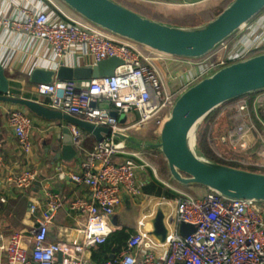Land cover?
<instances>
[{"label": "built area", "instance_id": "built-area-1", "mask_svg": "<svg viewBox=\"0 0 264 264\" xmlns=\"http://www.w3.org/2000/svg\"><path fill=\"white\" fill-rule=\"evenodd\" d=\"M48 1L61 19L54 20L43 10L19 3L14 17L0 15V31L25 32L43 41L57 58L80 46L95 63L116 57L122 64L107 77L54 79L48 84L35 85L37 95L46 98L45 106L94 126L106 127L109 133L102 134L101 141L86 149L84 142L88 133L65 123L63 127L80 155V171L73 173L57 168L55 176L87 188L86 197L69 202V209L81 221L72 227L57 224L55 218L63 199L58 192L45 188V210L37 219V226L29 232V238L21 231L7 236L0 234L3 264H264L263 203L229 199L210 191L196 196L168 182H163L164 186L176 197H157V207L166 212L164 222L168 234L163 243L147 234L151 230L148 220L154 216V210L137 221V228L119 253L98 263L90 259L91 250L120 229L110 218L120 206L122 195L131 199L143 196L136 178L138 172L149 166L142 153L122 147L114 134H132L148 128L143 137L156 138L179 92L220 67L264 51V31L258 28L259 24L251 20L206 58L188 61L150 53L66 11L55 0ZM129 1L147 4L167 0ZM162 62L173 68L181 63L185 70L182 66L183 69H174L166 77L160 69ZM258 94L236 101L234 112L243 123L220 139L232 150H237L236 145L245 150L247 145L242 138L249 130L263 146L260 156L264 157V98L260 99ZM111 110L120 115L132 114L134 120L120 122ZM6 124L29 163L34 149L32 117L24 109L14 107L6 110ZM28 165H22L8 176L17 190H27L36 180L37 168ZM0 166H5L2 155ZM29 209L35 212L34 205L30 204ZM181 223L190 224L195 230L182 236Z\"/></svg>", "mask_w": 264, "mask_h": 264}, {"label": "water", "instance_id": "water-1", "mask_svg": "<svg viewBox=\"0 0 264 264\" xmlns=\"http://www.w3.org/2000/svg\"><path fill=\"white\" fill-rule=\"evenodd\" d=\"M72 14L118 38L133 42L146 51L162 56L199 61L264 11V0H231L212 19L195 26H177L148 18L128 8L120 0H55ZM122 61L111 57L92 66L60 65L55 70L34 68L28 81L48 84L58 80H89L111 76ZM264 92V51L229 63L188 85L175 97L156 138L143 139L148 128L136 133H115L122 147L156 151L162 157L168 181L182 187H199L222 197L264 204V171L247 170L212 161L197 145V133L214 111L243 97ZM0 103L21 107L49 122L72 123L92 135L97 142L108 134L106 127L94 126L74 116L50 109L44 104L9 94V83L0 64ZM150 129V128H149ZM63 146L57 157L70 160L77 151L71 136L63 129ZM166 212L161 206L148 220L147 234L163 243L168 230ZM195 228L179 225L186 236Z\"/></svg>", "mask_w": 264, "mask_h": 264}, {"label": "crops", "instance_id": "crops-1", "mask_svg": "<svg viewBox=\"0 0 264 264\" xmlns=\"http://www.w3.org/2000/svg\"><path fill=\"white\" fill-rule=\"evenodd\" d=\"M208 1L210 0H167L163 3L140 4L147 6L148 9L154 12L155 16L146 15L148 18L171 25L195 26L205 22V15H202V12L210 7H206L211 3ZM19 3L29 4L33 8L43 10L52 16L54 20L61 19L60 14L48 0H0V15L14 17ZM254 21L259 24L258 28L264 31V11L254 18ZM0 64L8 79L10 95L45 104L46 98L37 95L35 92L36 84L32 85L28 81L29 74L34 68L52 71L61 64L76 67L92 66L96 63L92 56L80 46L74 47L61 58H57L43 41L32 38L25 32L0 31ZM182 66L179 63L177 68H173L162 62L160 69L163 75L167 77L174 69H183ZM183 67V70H185V66ZM257 96L263 99L264 92ZM14 107L21 108L13 104L0 103V155L3 156L5 163V166H0V234L7 236L12 232L21 231L28 234L29 238V232L37 226V219L45 210L46 202L43 197L45 188L58 192L63 199V206L58 211L55 222L67 227L77 226L81 218L69 209V202L75 198L86 197L88 190L85 186L75 184L69 179H58L55 176L57 168L73 173L80 171V155L73 144L77 151L76 157L70 160L57 157V153L60 152L63 146V126L65 122L45 121L28 112L33 119L31 136L34 142V149L28 163L17 146L12 130L6 124V110ZM229 108L226 106L221 110L226 115L225 119H227ZM110 113L117 117L120 122L133 117L132 115L117 114L115 110H111ZM227 130L225 128L223 134ZM142 138L145 139V137ZM242 140L246 142L247 148L240 151V153H234L238 156L243 155L247 161L246 164L256 165L264 171V157L260 156V150L263 146H260L256 134L248 130L244 133ZM96 142V139L88 134L85 137L84 146L86 149H90ZM140 153L144 155L149 163V166L138 172L136 178L142 192L143 188L149 185L152 180L163 185V182L173 185L172 182L160 177L157 173V164L160 162L161 165H165L159 153L150 150H142ZM25 164L35 166L38 174L32 185L27 190L21 191L17 190L8 181V176ZM186 191L195 193L193 195L197 196L204 194L206 190L199 187H188ZM157 197L143 192V196L140 198L131 199L123 194L121 204L110 218V222L119 226L120 229L123 227L130 228L133 233L137 228V221L143 219L149 212L156 210ZM30 204L35 207L34 213L30 212ZM4 262V254L0 252V264Z\"/></svg>", "mask_w": 264, "mask_h": 264}, {"label": "trees", "instance_id": "trees-1", "mask_svg": "<svg viewBox=\"0 0 264 264\" xmlns=\"http://www.w3.org/2000/svg\"><path fill=\"white\" fill-rule=\"evenodd\" d=\"M137 5H141L142 8H145L144 11L146 15L149 16H154V12L148 9L147 6L143 4H138L135 2ZM222 8H218L216 12L213 13V16L217 14ZM209 9H206L202 12V15H206L205 13L208 12ZM210 14V13H209ZM212 14H210L211 16ZM211 18V17H210ZM247 96V98L252 97ZM233 102L223 106L222 108L212 112L203 122L201 125L198 133H197V145L201 152L204 154V156L212 161L223 163L226 165L234 166V167H240V168H245L247 170H261L255 165L251 164H242L241 162L247 163L246 159L242 156L235 155L237 157V161H230L227 159L222 158L224 154H227L226 152L230 149L231 147L228 143H223L220 139V136H222L221 133L216 132L217 125H218V115L220 111L225 108L226 106L231 105ZM227 121L229 124V131L234 132L242 123L243 120L241 118L236 117L235 112H229L227 115ZM246 128H243L242 131L245 132ZM232 156V155H231ZM157 173L160 177L164 179H168V173L166 171V168L164 165H159L157 164ZM172 184L178 188L187 190L186 187H182L180 185H177L172 182ZM143 192L146 194H151L154 196H165L167 198H175L176 194L168 189L166 186L163 184L152 180V182L147 185L146 187L143 188ZM132 234V230L127 227H123L119 230L114 231L106 240L105 243L96 246L91 250V261L93 263H98L101 261H104L108 259L112 255H116L119 253L126 245V241L129 237V235Z\"/></svg>", "mask_w": 264, "mask_h": 264}, {"label": "rangeland", "instance_id": "rangeland-1", "mask_svg": "<svg viewBox=\"0 0 264 264\" xmlns=\"http://www.w3.org/2000/svg\"><path fill=\"white\" fill-rule=\"evenodd\" d=\"M124 5H126L128 8H130V9H132V10H134V11H136L137 13H139V14H142V15H144V16H146V14H143V13H145V11H144V9L145 8H142L141 7V5H137V4H135V2H132V1H129V0H120ZM231 0H210V1H208V2H211L210 4H208V5H206V7L207 6H210L208 9V12H206L205 14L206 15H208V16H206L205 17V22L206 21H208V20H210V19H212L213 17H215V15L213 16V13L214 12H216L217 11V9L218 8H224L229 2H230ZM207 2V3H208ZM138 4H140V3H138ZM212 14L211 16H210V14ZM155 16V15H154ZM154 16H152V17H154ZM147 17V16H146ZM211 17V18H210ZM235 106H236V101H234L231 105H229L228 107H230L229 109L231 110H229L228 109V113L229 112H233L234 110H235ZM223 111H221V113H222ZM219 113V115H218V117H217V119H218V127H217V129H216V132H219V133H223V131H224V129L226 128V129H228L227 131H229V124L227 123V119H225V117H226V115H224L225 113ZM227 113V114H228ZM130 115H132V114H130ZM133 117H131V118H129V119H127V121H133L134 120V115H132ZM223 135V134H222ZM146 138V137H145ZM220 138H221V136H220ZM237 150H232V148H231V150L229 149L226 153L227 154H224V156L222 157V158H224V159H238L237 157H235V153L234 152H238V153H240V151H242V150H240V148H239V146H237L236 145V147H235ZM232 155V156H231ZM159 165H161V163L159 162ZM163 166V165H162ZM165 166V165H164ZM190 193H192V192H190ZM192 194H195V193H192Z\"/></svg>", "mask_w": 264, "mask_h": 264}]
</instances>
